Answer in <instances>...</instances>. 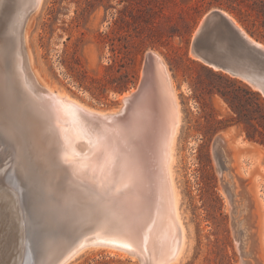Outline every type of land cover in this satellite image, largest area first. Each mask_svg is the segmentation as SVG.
Listing matches in <instances>:
<instances>
[{"label": "rangeland", "instance_id": "obj_1", "mask_svg": "<svg viewBox=\"0 0 264 264\" xmlns=\"http://www.w3.org/2000/svg\"><path fill=\"white\" fill-rule=\"evenodd\" d=\"M224 2L41 0L26 26L25 46L39 81L103 113L118 111L120 96L136 89L148 52L164 60L180 112L172 172L185 228L184 248L172 264H240L223 180L232 188L240 228L255 239V259L264 264V147L246 139L228 105L210 91L221 86L216 71L191 53L199 21ZM225 12L248 34L235 14ZM216 136L223 138L222 174L212 151ZM3 155L16 163V154L0 139V159ZM34 186L31 182V199L37 197ZM79 255L67 264H141L106 249Z\"/></svg>", "mask_w": 264, "mask_h": 264}, {"label": "bare ground", "instance_id": "obj_2", "mask_svg": "<svg viewBox=\"0 0 264 264\" xmlns=\"http://www.w3.org/2000/svg\"><path fill=\"white\" fill-rule=\"evenodd\" d=\"M32 1L6 0V6L2 7L4 0H0V34L13 46L15 60L21 64L24 57L26 70L60 106L54 113L53 124L64 163L60 167L62 184L68 198L83 212L81 229L76 233L78 242L60 264L94 249L137 258L141 264L176 262L185 243L179 194L172 172L180 112L164 60L153 52L161 61L157 67L161 71L155 76L158 103L153 104L155 99L145 95L125 118L109 125L107 121L120 112L129 92L120 96L122 106L118 111L103 113L43 85L32 70L25 46L26 26L41 0L28 16ZM84 115L97 117L99 128H92ZM222 145L223 138L214 157L224 166ZM257 154L260 155L258 151ZM4 156L0 159V264H20L23 213L15 182L19 172L15 169L17 162ZM60 245L52 243L51 250H42L33 264H49Z\"/></svg>", "mask_w": 264, "mask_h": 264}, {"label": "water", "instance_id": "obj_3", "mask_svg": "<svg viewBox=\"0 0 264 264\" xmlns=\"http://www.w3.org/2000/svg\"><path fill=\"white\" fill-rule=\"evenodd\" d=\"M37 3L38 0L32 1L28 16L36 10ZM6 4L4 0L2 7ZM28 16L21 24V34ZM1 35L0 139L16 154L15 169L21 176L15 178L23 213L20 264H33L44 247L56 242L61 245L57 249L58 254L49 264H60L78 242L76 233L81 229L79 225L83 213L78 210L74 200L68 198L63 184L59 182L63 174L60 167L64 163L59 155L60 146L54 132L53 116L60 106L26 70L25 59L22 57L23 47L20 64L15 60L17 55L12 53L13 46ZM191 53L205 66L244 82L264 98V45L242 32L227 12L214 9L202 17L192 37ZM159 64L161 61L153 51L145 55L138 86L123 99L120 112L107 121L109 125L125 118L134 104L145 95L149 99H155L153 104L158 103L155 97V76L161 71L157 68ZM82 117L88 119L92 128H99L101 125L94 115ZM221 143L222 137L216 136L212 145L213 156L220 150ZM215 161L219 173L222 174L225 171L224 166L219 165L216 159ZM31 182L35 185V199H31ZM223 192L230 204L231 226L240 254V264H249L251 259L260 264L255 259V239L248 233L245 235L240 228L241 220L238 219L233 205L232 188L224 180Z\"/></svg>", "mask_w": 264, "mask_h": 264}, {"label": "trees", "instance_id": "obj_4", "mask_svg": "<svg viewBox=\"0 0 264 264\" xmlns=\"http://www.w3.org/2000/svg\"><path fill=\"white\" fill-rule=\"evenodd\" d=\"M224 4H218L217 8L235 14L250 37L264 44V0H225ZM215 76L221 86L212 87L210 91H215L225 101L246 139L264 147V98L244 82L223 72L216 71Z\"/></svg>", "mask_w": 264, "mask_h": 264}, {"label": "crops", "instance_id": "obj_5", "mask_svg": "<svg viewBox=\"0 0 264 264\" xmlns=\"http://www.w3.org/2000/svg\"><path fill=\"white\" fill-rule=\"evenodd\" d=\"M241 139V138H240ZM241 140H243V139H241ZM241 143H243V142H240V145H241ZM258 156V155H257ZM257 159H258V157H257Z\"/></svg>", "mask_w": 264, "mask_h": 264}]
</instances>
